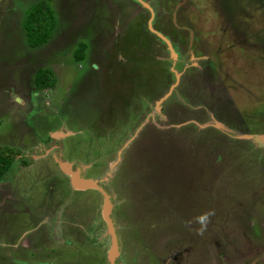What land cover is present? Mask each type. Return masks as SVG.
<instances>
[{
    "label": "rangeland",
    "instance_id": "374dc122",
    "mask_svg": "<svg viewBox=\"0 0 264 264\" xmlns=\"http://www.w3.org/2000/svg\"><path fill=\"white\" fill-rule=\"evenodd\" d=\"M139 1L0 0V264H112L103 192L113 264H264V0Z\"/></svg>",
    "mask_w": 264,
    "mask_h": 264
},
{
    "label": "trees",
    "instance_id": "16d2710c",
    "mask_svg": "<svg viewBox=\"0 0 264 264\" xmlns=\"http://www.w3.org/2000/svg\"><path fill=\"white\" fill-rule=\"evenodd\" d=\"M52 2L40 1L26 12L23 28L25 30L26 44L29 48L38 49L46 44L53 36L58 26V20ZM87 45L80 44L73 54L75 62H83ZM56 79L48 68H39L34 76V85L37 90L53 89ZM18 153L0 147V178L8 171Z\"/></svg>",
    "mask_w": 264,
    "mask_h": 264
},
{
    "label": "water",
    "instance_id": "95a60500",
    "mask_svg": "<svg viewBox=\"0 0 264 264\" xmlns=\"http://www.w3.org/2000/svg\"><path fill=\"white\" fill-rule=\"evenodd\" d=\"M163 40H165V42L167 43L172 57L176 58L175 54L173 53L171 44H169V42L166 39H163ZM243 138L252 139V137H250V136H244ZM259 139L264 140V138H261V137H259ZM67 165H69V164L64 163V164H61V167H63V169L65 171H67L69 175H71L72 182L75 186V189H77V190H87V189L101 190V188L97 185V183H98L97 181L82 178L80 173H79L80 170L76 171V172H72L70 170V168L67 167ZM103 194H104L105 200H104V205L102 207V213H103V217H104L105 221L108 224L109 233L112 236V250L109 254V258H110V262L113 264L114 259H116L118 256V244H117V238H116L117 236L114 234L115 233L114 232L115 231L114 230V224L110 218L111 207H112L111 200L109 199L110 197H108L107 193L103 192Z\"/></svg>",
    "mask_w": 264,
    "mask_h": 264
},
{
    "label": "clouds",
    "instance_id": "9594fccd",
    "mask_svg": "<svg viewBox=\"0 0 264 264\" xmlns=\"http://www.w3.org/2000/svg\"><path fill=\"white\" fill-rule=\"evenodd\" d=\"M206 219H207V217H206V216H204V217H201V218H200V222H201V223H204V221H205Z\"/></svg>",
    "mask_w": 264,
    "mask_h": 264
},
{
    "label": "crops",
    "instance_id": "0c3cea01",
    "mask_svg": "<svg viewBox=\"0 0 264 264\" xmlns=\"http://www.w3.org/2000/svg\"><path fill=\"white\" fill-rule=\"evenodd\" d=\"M52 8H53V7H52ZM54 11H55V9H54ZM53 34H54V33H53ZM50 39H51V38H50ZM50 39H49V40H50ZM49 40H48V41H49ZM44 45H45V44H44ZM42 46H43V45H42ZM39 48H40V47H39ZM93 66H96V65H93ZM17 100L20 101V99H17ZM15 101H16V100H15ZM8 102H9V100H8ZM17 103H18V102H17Z\"/></svg>",
    "mask_w": 264,
    "mask_h": 264
},
{
    "label": "flooded vegetation",
    "instance_id": "af4514ba",
    "mask_svg": "<svg viewBox=\"0 0 264 264\" xmlns=\"http://www.w3.org/2000/svg\"><path fill=\"white\" fill-rule=\"evenodd\" d=\"M138 2H140V1L138 0Z\"/></svg>",
    "mask_w": 264,
    "mask_h": 264
}]
</instances>
